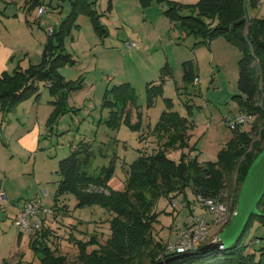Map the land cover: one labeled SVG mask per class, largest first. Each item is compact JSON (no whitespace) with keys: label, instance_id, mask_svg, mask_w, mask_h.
<instances>
[{"label":"rangeland","instance_id":"rangeland-1","mask_svg":"<svg viewBox=\"0 0 264 264\" xmlns=\"http://www.w3.org/2000/svg\"><path fill=\"white\" fill-rule=\"evenodd\" d=\"M175 1L196 4L199 0ZM40 2L30 9L25 0H0V36L10 44L15 54L13 64L8 66L9 72L19 63L27 67L41 61L40 53L49 32L58 27L72 9L71 0ZM90 2L94 4L108 35L103 38L89 15L81 13L77 18L80 26L72 29L71 35L65 39L66 50L76 63L62 67L61 72L67 79L84 78V87L69 96V105L74 110L64 114L53 127L49 126L52 96L43 83H40L38 100L32 96L8 113H3L0 108V179L4 181L6 196V200H0V264L5 258L10 264H16L21 258L25 264H40L38 254L31 246L34 235L22 232L15 225L14 218L18 208L30 199L38 198L53 207L59 161L81 139L90 141L96 153L91 171L115 158L116 171L112 180L121 187L128 164L137 158L140 149H146L148 153L157 149L156 138L149 137L148 130L165 109V98H172L174 109L194 121L192 143H197V147L192 155H198L199 161H216L223 146L233 137L234 130L228 126L224 116L239 112V101L235 96L240 94L237 82L241 52L237 46L218 36L211 41L212 48L201 45L194 49L197 39L194 36L182 38L175 23L164 13L166 2L151 0L146 6H142L139 0ZM41 5L51 9L39 16ZM246 9L250 18H263L264 0L256 7H252L248 0ZM133 42L137 47L128 45ZM197 50L200 65L196 59ZM189 59L195 61L199 82L188 84L185 89L183 62ZM166 62L171 66L172 76L164 83L163 96L157 97L148 108L146 84L159 81ZM124 82L131 83L138 95L137 104L143 115L140 130H132L126 124L119 129H111L105 123L109 114V109L102 106L105 91ZM133 120L136 122L138 118L133 116ZM253 123L242 128L251 130ZM37 133L40 144L36 150L30 151L26 146L35 142ZM142 133H146L147 138L140 139ZM180 154V150H174L169 156L177 160ZM233 183L229 185H235ZM231 189H227L224 202L232 208ZM63 199L69 210H57L48 216V223L54 230L48 244L52 248L58 247L59 253L72 263L77 259L78 248L68 239L70 232L85 239L94 234L104 242L110 234L111 214L99 205L76 207L77 199L71 193ZM173 202H177V207L172 206ZM236 206L237 203L234 211ZM155 210L159 217L154 233L163 244L177 240L189 214L207 220L209 241L217 237L224 225L216 222L215 214L198 201L191 188L171 200L161 197ZM251 236L258 238L254 240L255 245H250V250L264 246L263 225L257 223L251 230Z\"/></svg>","mask_w":264,"mask_h":264},{"label":"trees","instance_id":"trees-1","mask_svg":"<svg viewBox=\"0 0 264 264\" xmlns=\"http://www.w3.org/2000/svg\"><path fill=\"white\" fill-rule=\"evenodd\" d=\"M26 1L30 9L41 4L40 0ZM158 1L167 3L164 13L175 23L183 39L188 36L197 39L194 49L201 45L210 46L211 41L218 36L225 37L239 48L241 57L238 61L237 85L240 94L235 97L239 101V112L245 111L255 116L253 126L251 130H246L238 125L233 129V137L221 149L218 159L214 162H201L198 155H192L197 147V143H192L194 121L174 109L172 98H165V109L155 125L148 130L149 137L156 138L157 149L151 153L140 149L137 158L128 164L124 186L120 190L110 184L116 171L115 158L107 165L91 171L96 153L90 141L81 139L59 161V179L52 209L68 211V204L63 198L69 193L76 197L78 208L99 205L111 214L110 234L101 242L94 234L85 239L70 232L68 239L77 246L78 255L75 262L69 263L66 256L59 253L58 247L52 248L48 244L54 230L47 217L43 227L33 233L31 239V246L38 254L40 264L161 262V254L167 243L163 244L154 233L159 217V212L155 210L158 200L161 197L171 200L191 188L196 196L217 197L225 201L227 189L232 188L230 199H233L234 210L248 169L264 148V17L250 18L247 15L248 0H199L196 4H184L175 0ZM260 1L249 0V3L256 7ZM71 2L69 15L48 34L42 50V60L27 67H22L19 63L12 72L0 73V108L3 113L10 112L32 96L38 99L40 83L48 87L53 97L49 126L53 127L64 114L74 110L69 105V96L73 91L84 87V78L79 76L67 79L61 72L62 67L76 63L72 54L66 50L65 39L71 35L72 29L80 26L77 18L81 13L89 15L103 38L107 37L108 30L100 22V15L90 0ZM139 2L146 6L151 0ZM51 3L52 1L49 4ZM183 69L184 88L187 89L188 84L199 79L194 59L184 61ZM170 76L172 69L169 62H166L161 69L159 81L146 84L148 108L157 97L163 96L164 83ZM137 100L136 90L129 82L107 88L102 102V106L109 109L106 125L111 129H119L122 124H126L132 130H140L143 115ZM133 116L138 118L136 122ZM145 138L146 133H142L140 139ZM174 150L181 151L177 160L169 156ZM230 182H235V185H229ZM259 211V214L251 216L236 247L199 251L203 245L213 241L208 240L198 249L182 253L184 255L181 258L173 259L168 264H264V246L250 250V245H255L254 240L257 241L258 238L251 236L252 228L257 223L264 226V196L259 203ZM228 223L223 225L216 236ZM21 236L22 232L19 241ZM172 256L167 255L166 258ZM2 264L10 263L5 258ZM16 264H25L23 258Z\"/></svg>","mask_w":264,"mask_h":264},{"label":"built area","instance_id":"built-area-1","mask_svg":"<svg viewBox=\"0 0 264 264\" xmlns=\"http://www.w3.org/2000/svg\"><path fill=\"white\" fill-rule=\"evenodd\" d=\"M51 8L41 5L38 9V15L41 16ZM52 30V29H51ZM129 46L137 47L133 42ZM199 79L197 78L196 81ZM255 116L245 111L238 112L235 115H226L225 121L228 126L235 129L238 125L246 126L252 123ZM200 201L210 212L215 214L216 222L222 225L229 222L234 214V210L229 207L224 201L217 197L197 196ZM0 200H6L4 190L0 188ZM173 207H177V202L172 203ZM54 213L52 207L47 206L38 198L26 201L19 208L17 215L14 218V223L22 232L33 234L43 227L44 219ZM218 237V236H217ZM217 237L213 240L216 241ZM209 238V224L206 220L197 215H190L184 226L178 232V238L174 242H168L165 251L161 254L163 260L166 256L178 255L188 251H194L201 247Z\"/></svg>","mask_w":264,"mask_h":264},{"label":"water","instance_id":"water-1","mask_svg":"<svg viewBox=\"0 0 264 264\" xmlns=\"http://www.w3.org/2000/svg\"><path fill=\"white\" fill-rule=\"evenodd\" d=\"M264 196V148L250 165L241 184L237 206L229 223L220 232L216 241L203 245L199 251L208 248L232 249L237 246L252 215L259 214V203ZM184 254L168 257L157 264H168L171 260L181 258Z\"/></svg>","mask_w":264,"mask_h":264},{"label":"crops","instance_id":"crops-1","mask_svg":"<svg viewBox=\"0 0 264 264\" xmlns=\"http://www.w3.org/2000/svg\"><path fill=\"white\" fill-rule=\"evenodd\" d=\"M8 1H15V0H8ZM25 3H27V1L25 0ZM208 48H212V44H210V46ZM197 49V48H196ZM29 53V52H28ZM41 54V57H40V60L42 59V52L40 53ZM197 61H198V65H200V57L198 55V50H197ZM15 57V54H14V50L13 48L10 46V44L8 42H6L5 40H3V38H1L0 36V73H2L3 71H8V66L9 64H13L14 62V58ZM40 62V61H39ZM38 62V63H39ZM33 64H37V63H33ZM199 82V80L197 81ZM53 99V97L51 98V100ZM38 100V99H36ZM51 102V101H50ZM52 105V104H51ZM35 107V105L33 104L31 109L33 110V108ZM38 109V108H37ZM52 109H53V106H52ZM230 113L226 114V115H229ZM233 114V113H232ZM225 115V116H226ZM235 115V114H233ZM224 116V117H225ZM36 131V130H35ZM35 134V133H34ZM38 135L39 133H37L35 135L36 137V140L34 143H31V146L27 147L24 143V145L26 146L27 149H29L30 151H34L38 148L39 144H40V140L38 139ZM110 184L115 188V189H122L124 185H122L121 187H118V185H116L115 183H113V180L110 181ZM0 188H2L4 190V181L0 179ZM188 204V202H187ZM22 207V206H21ZM18 211H19V208H18ZM190 216V214H189ZM188 216V217H189ZM188 219V218H187ZM207 221V220H206ZM208 223V222H207Z\"/></svg>","mask_w":264,"mask_h":264}]
</instances>
